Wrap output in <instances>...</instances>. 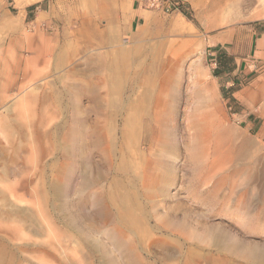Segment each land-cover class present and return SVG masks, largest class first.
Returning <instances> with one entry per match:
<instances>
[{"label":"rangeland","instance_id":"obj_1","mask_svg":"<svg viewBox=\"0 0 264 264\" xmlns=\"http://www.w3.org/2000/svg\"><path fill=\"white\" fill-rule=\"evenodd\" d=\"M132 2L0 0V264H264V129L207 52L264 0H140L126 35Z\"/></svg>","mask_w":264,"mask_h":264},{"label":"crops","instance_id":"obj_2","mask_svg":"<svg viewBox=\"0 0 264 264\" xmlns=\"http://www.w3.org/2000/svg\"><path fill=\"white\" fill-rule=\"evenodd\" d=\"M139 5L140 0H133L129 12H117L128 22L126 35L141 17ZM40 9L44 12L43 5ZM229 17H233L232 4L225 1V23L229 22ZM207 49L219 87L234 100L235 114L249 110L250 126L258 131L264 129V17L246 26L211 33L207 37ZM252 109L257 111L254 118Z\"/></svg>","mask_w":264,"mask_h":264},{"label":"bare ground","instance_id":"obj_3","mask_svg":"<svg viewBox=\"0 0 264 264\" xmlns=\"http://www.w3.org/2000/svg\"><path fill=\"white\" fill-rule=\"evenodd\" d=\"M118 146V145H117ZM121 151V150H120ZM122 153V152H121ZM125 154V152H124ZM117 216V215H116ZM246 254L248 255V257L250 258V260H253V261H258V260H263L264 258V254L263 253H260L259 251L257 250H250L248 252H246Z\"/></svg>","mask_w":264,"mask_h":264},{"label":"trees","instance_id":"obj_4","mask_svg":"<svg viewBox=\"0 0 264 264\" xmlns=\"http://www.w3.org/2000/svg\"><path fill=\"white\" fill-rule=\"evenodd\" d=\"M178 7H180V9L182 8L181 6H178ZM222 93H223V96L226 98V100L229 102V104H230V106H233V99H230L228 96H227V94L222 90Z\"/></svg>","mask_w":264,"mask_h":264},{"label":"built area","instance_id":"obj_5","mask_svg":"<svg viewBox=\"0 0 264 264\" xmlns=\"http://www.w3.org/2000/svg\"><path fill=\"white\" fill-rule=\"evenodd\" d=\"M154 5H158L159 6L158 0H155Z\"/></svg>","mask_w":264,"mask_h":264}]
</instances>
